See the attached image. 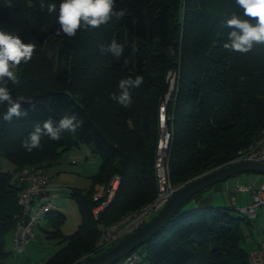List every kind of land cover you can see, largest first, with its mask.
<instances>
[{
  "label": "trees",
  "instance_id": "16d2710c",
  "mask_svg": "<svg viewBox=\"0 0 264 264\" xmlns=\"http://www.w3.org/2000/svg\"><path fill=\"white\" fill-rule=\"evenodd\" d=\"M44 2L56 3L58 8L61 0ZM217 3H222L218 10ZM116 9H126L127 14L67 38L55 35L60 27L58 12L41 11L40 0H0V27L37 44L32 61L15 70L19 83H10L9 88L14 97L25 95L38 101L34 108L22 104L28 116L11 123L3 121L0 109V158L13 166L12 171L0 168V264L11 253L4 249L5 237L21 213L17 202L21 187L11 182L12 172L25 166L47 168L80 144H91L100 163L88 189L70 190L80 223L59 240L60 248L44 264H80L111 248L95 250L93 188L114 174L121 176L114 199L100 217L107 225L155 197L158 105L168 89L169 70L177 71L176 96L167 105L172 115L167 126L174 186L220 168L264 129V46H254L247 54L223 48L230 30L222 25L233 12H240L235 0H116ZM112 39L125 45L119 59L99 50V45ZM138 75L144 83L130 90L129 107L111 99L113 92L119 94L121 79ZM66 111L84 120L76 133L65 132L59 141L45 136L43 149L31 153L20 146L35 123L49 117L58 121ZM188 201L135 250L141 260L147 264H250L248 252L241 247L242 225L248 224V218L233 207H185ZM45 218L55 229L51 236L61 237L59 227L66 216L50 210ZM89 253L93 255L86 256Z\"/></svg>",
  "mask_w": 264,
  "mask_h": 264
},
{
  "label": "clouds",
  "instance_id": "9594fccd",
  "mask_svg": "<svg viewBox=\"0 0 264 264\" xmlns=\"http://www.w3.org/2000/svg\"><path fill=\"white\" fill-rule=\"evenodd\" d=\"M240 12H233L222 25L230 31L223 48L230 52L247 54L254 46H264V0H235ZM41 11L51 14L58 12L57 22L60 27L56 36L74 38L80 30L99 29L108 24L113 17L122 19L126 9H116V0H61L59 7L56 3L45 4L40 0ZM46 30L42 28L41 31ZM37 44L33 41L24 42L18 32L7 31L0 27V109H3V121L11 123L13 119L27 117L28 111L22 104L35 107L38 103L31 96H13L9 84L19 83L17 70L22 64L32 61ZM125 45L112 39L107 45H99L101 54H111L119 59L122 57ZM128 58L124 59L127 66ZM144 83V77L138 75L135 79L128 77L119 81V94L113 92L111 99L120 106L127 108L132 103L131 89L138 88ZM84 120L76 114L65 112L58 121L51 117L43 123H35L33 130L21 141V147L31 153L43 149L42 138L47 136L52 141H59L65 132L76 133L83 127Z\"/></svg>",
  "mask_w": 264,
  "mask_h": 264
},
{
  "label": "built area",
  "instance_id": "2783aa9c",
  "mask_svg": "<svg viewBox=\"0 0 264 264\" xmlns=\"http://www.w3.org/2000/svg\"><path fill=\"white\" fill-rule=\"evenodd\" d=\"M168 89L158 105L159 137L154 156V180L156 186L155 197L136 210L124 214L113 224H105L101 219L103 210L114 199L121 182V176L114 174L108 185L96 186L92 199L96 203L92 214L97 220L98 238L95 250L100 251L111 247L117 241L123 240L144 225L149 216L158 214L165 206L169 198L177 188L173 187L169 171V147L171 129L167 121L172 118L167 110L170 100H173L177 92V71L169 70L166 75ZM241 161H253L264 164V129L259 133L255 141L248 147L237 151L236 155L220 167ZM51 174L41 166H25L12 172L11 182H18L20 190L17 202L21 213L17 216L14 228L11 232L12 251L18 252L35 237V228L46 214L53 209L50 200L45 199L48 192V183ZM238 190L251 194V202L243 207H237L236 211L247 217L254 218L258 209L264 204V183L259 187L253 185L238 186ZM93 255L89 253L88 255ZM86 256L80 258L83 260ZM141 256L138 251H132L113 264H139ZM250 264H264V239L256 247L248 252Z\"/></svg>",
  "mask_w": 264,
  "mask_h": 264
},
{
  "label": "rangeland",
  "instance_id": "374dc122",
  "mask_svg": "<svg viewBox=\"0 0 264 264\" xmlns=\"http://www.w3.org/2000/svg\"><path fill=\"white\" fill-rule=\"evenodd\" d=\"M214 1L216 2V0ZM221 4L222 3H217V10L220 8ZM54 54L55 53H53L52 50L49 51L50 56H53ZM92 151L93 146L91 144H80L78 147H73L64 152L59 161L48 166V171L53 175L54 183L53 189L50 190L48 197L53 207L64 213L66 216L65 222L61 227V232L64 235L72 234L80 223V217L76 205L69 196L70 190L88 189L90 186L89 178L95 173L97 165L100 163L99 156ZM0 168L5 171H12L13 166L6 159L0 158ZM229 180L231 182H237L238 186L253 185L259 187L264 183V175L255 172H243L230 177ZM107 183L96 184L93 188V193L96 186L104 185V187H106L108 185ZM183 185L184 184L178 186L173 185V187L178 189ZM234 194L239 195L242 193L235 192ZM187 204L188 203L185 205ZM237 207L243 206L239 204ZM233 208L235 207L233 206ZM154 216H156V214L149 216L144 224ZM247 220L248 224L242 225L245 240L242 242L241 247L244 251L249 252L264 239V204L260 206L258 214L254 218H248ZM59 240L60 239L55 237H49V234H46L44 231L35 229V237L26 244L22 250L13 252L11 233H9L5 237L4 249L11 253L6 257L4 262L5 264H44L45 261L60 248L61 245L58 243ZM120 241H117L115 244ZM78 261L81 260L78 259ZM140 264H147L146 260L142 259Z\"/></svg>",
  "mask_w": 264,
  "mask_h": 264
},
{
  "label": "water",
  "instance_id": "95a60500",
  "mask_svg": "<svg viewBox=\"0 0 264 264\" xmlns=\"http://www.w3.org/2000/svg\"><path fill=\"white\" fill-rule=\"evenodd\" d=\"M243 172H255L264 175V164L253 161L236 162L191 179L178 188L162 210L146 224L105 252L80 264H113L117 262L163 229L187 200L206 188Z\"/></svg>",
  "mask_w": 264,
  "mask_h": 264
},
{
  "label": "crops",
  "instance_id": "0c3cea01",
  "mask_svg": "<svg viewBox=\"0 0 264 264\" xmlns=\"http://www.w3.org/2000/svg\"><path fill=\"white\" fill-rule=\"evenodd\" d=\"M97 167H98V165H97ZM46 170L48 171V167L46 168ZM53 185H54L53 175L51 174V179L48 183V192L45 195V199L49 200L48 196H49L50 190L53 189ZM237 187H238V183L237 182H231L229 179H227L223 182L216 183L213 186L207 188V190L205 189L202 192H200L197 195L190 198L189 201L187 202L188 204L185 207L197 208V207L214 206V207H229V208H231L235 205L238 206L239 204H241V206L249 204L251 202V194L248 192L240 191V190H238ZM207 191H209V192H207ZM235 192H239L242 194L244 193V194L243 195L242 194L235 195L234 194ZM234 203H235V205H234ZM76 209H77V207H76ZM52 210L59 211L58 209H55L54 207ZM62 225L59 227L61 237H56L58 239H61L63 236H67L61 232ZM35 229L44 231L46 234H49V237H52L51 233L54 232V230H55V229H53V227L50 226V224H48V221L45 217L40 220V222L37 224Z\"/></svg>",
  "mask_w": 264,
  "mask_h": 264
},
{
  "label": "bare ground",
  "instance_id": "6f19581e",
  "mask_svg": "<svg viewBox=\"0 0 264 264\" xmlns=\"http://www.w3.org/2000/svg\"><path fill=\"white\" fill-rule=\"evenodd\" d=\"M119 261V260H118Z\"/></svg>",
  "mask_w": 264,
  "mask_h": 264
}]
</instances>
